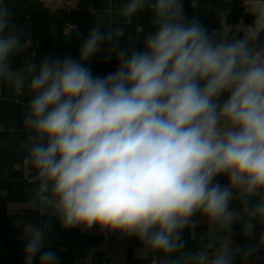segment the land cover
<instances>
[{
    "label": "clouds",
    "instance_id": "obj_1",
    "mask_svg": "<svg viewBox=\"0 0 264 264\" xmlns=\"http://www.w3.org/2000/svg\"><path fill=\"white\" fill-rule=\"evenodd\" d=\"M243 2L252 24L230 25L231 9H220L209 31L183 0H120L93 12L78 58L37 64L11 0H0V88L23 107V167L38 215L65 230L134 238L152 264H248L264 251V0ZM145 11L143 49L121 47ZM64 34L82 35L75 25ZM102 50L118 66L94 75L89 62ZM201 221L207 230L197 233ZM235 224L249 240L260 226L256 242L233 245ZM49 229L24 223V264H60L45 248Z\"/></svg>",
    "mask_w": 264,
    "mask_h": 264
},
{
    "label": "crops",
    "instance_id": "obj_2",
    "mask_svg": "<svg viewBox=\"0 0 264 264\" xmlns=\"http://www.w3.org/2000/svg\"><path fill=\"white\" fill-rule=\"evenodd\" d=\"M120 0H83L78 9L70 12L51 11L44 8L39 0H11L18 23L26 26L31 37L32 49L36 56L34 61L39 64L48 55L63 58L71 55L78 58L83 39L86 38L95 23L94 11H100L105 6L118 5ZM184 12L187 17L198 16L201 23L209 31L219 27L218 11L231 9L227 22H235L243 16V0H199V7L192 8L191 0H183ZM150 13L145 11L139 19L126 26L125 38L121 39V47L143 49L144 35L150 30ZM142 25L144 31L136 33L137 26ZM70 25L77 26L82 34L79 38L65 36ZM242 36L241 33H239ZM128 36H138L129 40ZM107 48V45L104 46ZM107 53L102 50L91 59L90 66L94 75H107L117 69L115 55L106 60ZM17 97L6 88H0V264H24L23 249L26 240L22 239L24 223L40 225L50 221L49 237L45 248L59 254L60 264H97L105 257L111 264H152V258L141 255V246L137 240L121 238L119 234H103L95 227L87 232L81 228L65 230L58 219L51 215H38L29 202V190L26 171L23 167L24 153L21 149V133L23 107L17 103ZM29 99L27 95L23 98ZM218 181L227 184L225 177ZM255 201H253L254 203ZM238 208V205H234ZM199 219V217H197ZM207 230L203 221L196 228L197 233ZM261 232L257 226L255 236L249 240L242 235V225L235 224L231 231L233 245L245 246L255 243ZM188 239V250L195 249L197 244ZM39 257L36 262L38 264ZM235 264H242L237 257ZM248 264H264V251L258 252Z\"/></svg>",
    "mask_w": 264,
    "mask_h": 264
},
{
    "label": "built area",
    "instance_id": "obj_3",
    "mask_svg": "<svg viewBox=\"0 0 264 264\" xmlns=\"http://www.w3.org/2000/svg\"><path fill=\"white\" fill-rule=\"evenodd\" d=\"M44 8L51 10V11H63V12H70L72 10L78 9L83 0H76L75 6H72L73 0H39ZM243 22V24L248 25L253 23V17L246 13L245 5L243 8V16L235 21V22H228L230 25H237ZM243 35V33L241 32ZM97 264H111L107 258L102 257Z\"/></svg>",
    "mask_w": 264,
    "mask_h": 264
}]
</instances>
